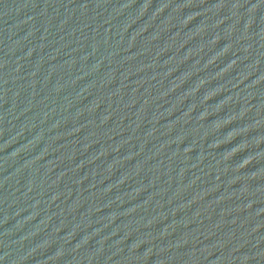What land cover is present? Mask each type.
Returning <instances> with one entry per match:
<instances>
[{
	"label": "water",
	"instance_id": "water-1",
	"mask_svg": "<svg viewBox=\"0 0 264 264\" xmlns=\"http://www.w3.org/2000/svg\"><path fill=\"white\" fill-rule=\"evenodd\" d=\"M264 78V0H0V264H228Z\"/></svg>",
	"mask_w": 264,
	"mask_h": 264
}]
</instances>
